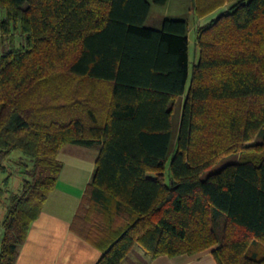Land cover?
<instances>
[{
    "label": "trees",
    "instance_id": "1",
    "mask_svg": "<svg viewBox=\"0 0 264 264\" xmlns=\"http://www.w3.org/2000/svg\"><path fill=\"white\" fill-rule=\"evenodd\" d=\"M166 1L0 0V172L12 150L33 162L9 196L0 264H13L66 143L99 147L72 221L100 248L94 264H123L135 245L264 264V0H192L196 17L229 5L196 28L190 73L187 21L144 26L150 2ZM232 153L244 154L200 178Z\"/></svg>",
    "mask_w": 264,
    "mask_h": 264
},
{
    "label": "crops",
    "instance_id": "2",
    "mask_svg": "<svg viewBox=\"0 0 264 264\" xmlns=\"http://www.w3.org/2000/svg\"><path fill=\"white\" fill-rule=\"evenodd\" d=\"M98 152V146L76 143L61 146L57 154L61 169L55 186L18 245L13 264H94L97 261L100 248L75 232L72 221L92 178ZM133 250L146 260L145 264H217L212 248L147 259L148 254L141 247H133L123 264H130L128 257Z\"/></svg>",
    "mask_w": 264,
    "mask_h": 264
},
{
    "label": "rangeland",
    "instance_id": "3",
    "mask_svg": "<svg viewBox=\"0 0 264 264\" xmlns=\"http://www.w3.org/2000/svg\"><path fill=\"white\" fill-rule=\"evenodd\" d=\"M229 5V2L223 4L222 6H219L217 9L213 10L212 12L202 16V17H196V15L193 12V2L192 0H167L164 5H157L152 2H150V9L148 16L144 22L145 27L149 28H155L159 29L161 27L162 21L165 18H171V19H184L188 23V57H189V73L190 68L192 64L197 59V47L195 44V32L196 28L200 25L205 24L207 21H209L210 17L216 16L219 12L227 8ZM14 38L17 41H19L18 31H13ZM3 37V36H2ZM5 42H0V48L5 49L8 47V42L10 41V36H4ZM188 85V81L185 85V91ZM184 93L180 95L176 99L175 109L172 114L171 118V138L169 143V148L167 152V157L164 165V180L166 184H169L170 182V171H169V160L172 156V153L174 152L175 148V140H176V134H177V128H178V122L180 117V109H181V103L183 100ZM254 142L260 141V134H257L254 139ZM95 147V145L93 146ZM249 155H253L254 152L252 150H249L246 152ZM244 153H232L225 156H222L214 165L210 166L206 170H204L200 178H205L209 173L215 172L219 170L221 167H223L225 164L230 162H235L238 158L242 157ZM258 154V153H257ZM3 164L5 166V170L3 172H0V187L4 189V193L1 196L0 201V240L3 233V227H2V221L4 219V216L6 214V208L9 203V196L12 193H16L19 191L21 182L24 178H29L27 175V172L32 167V160H30L29 157L23 155L19 150H12L10 154L5 158L3 161ZM152 175V173H150ZM7 177V183H4V178ZM138 245L134 246V249H138ZM129 263L130 264H145L146 260L142 259L140 255L134 252L130 254ZM145 258H149V256H145Z\"/></svg>",
    "mask_w": 264,
    "mask_h": 264
}]
</instances>
